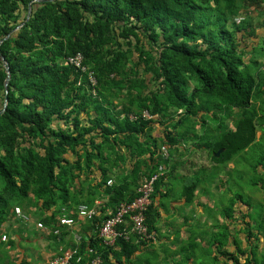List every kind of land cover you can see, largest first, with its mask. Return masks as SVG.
<instances>
[{"label": "trees", "instance_id": "trees-1", "mask_svg": "<svg viewBox=\"0 0 264 264\" xmlns=\"http://www.w3.org/2000/svg\"><path fill=\"white\" fill-rule=\"evenodd\" d=\"M35 1L0 0V246L13 245L2 240L7 224L23 222L16 207L56 228L63 208L100 200L89 221L97 234L73 247L70 264H153L137 258L144 245L133 238L106 246L98 232L162 168L150 231L165 188L188 203L196 192L211 201L232 194L202 233L210 249L198 255L192 240L176 264H264V202L250 196L264 192V0ZM78 53L95 85L67 62Z\"/></svg>", "mask_w": 264, "mask_h": 264}, {"label": "rangeland", "instance_id": "rangeland-1", "mask_svg": "<svg viewBox=\"0 0 264 264\" xmlns=\"http://www.w3.org/2000/svg\"><path fill=\"white\" fill-rule=\"evenodd\" d=\"M259 13V12H258ZM259 18L261 20H264V11H261ZM258 19V20H260ZM261 34H264V30L261 31ZM258 41V40H257ZM257 41L255 42V44L257 43ZM261 40H259L260 42ZM258 42V44H259ZM257 44V45H258ZM11 80V79H10ZM10 83V81H9ZM9 86V85H8ZM264 99V96H263ZM260 110L258 109V104L254 105L253 109H252V114H253V118L255 119V122L260 124L262 123V118L260 117ZM226 124L223 125V127L225 128ZM258 139L260 137L263 136L262 132H258ZM259 152H253L254 156L253 158L258 155ZM237 163V160H236ZM250 163L246 162V161H239L238 160V167H240L241 165H245V167H247ZM234 166H236L234 163H229L228 165V169L233 168ZM262 172H264V169H262ZM226 173V172H225ZM224 176V173H222L221 177ZM221 181L220 179H218V181L216 182L215 186L219 187V189L221 188ZM209 185H207L208 187ZM225 188V187H223ZM210 191H213L214 188L210 187ZM223 191V192H222ZM224 189L221 190L220 192L216 193L218 194L216 199H214V201L211 202L210 206L212 209L211 213L210 212H206V208H203V213L199 214V211L201 210L199 204L194 203V213L196 215V217L192 218L193 224H195V226L192 225V229L191 227H186L184 228V231L187 230L186 233V238H183V242L179 244V246L177 247V250H179L178 252L181 254L182 259H183V253L180 252V249L182 247V245H187L189 246V244L191 243V241H195L197 244V254L200 255V252L202 250L208 251V249H210L209 246V242L208 240V236H203V232H210V228L213 224H218L219 219L222 218L220 212L222 207H224L223 205H226L230 200H231V196L232 194H226L223 197H221V195L224 193ZM252 200L255 199L256 201H263L264 202V192L263 191H258V192H254L250 194ZM198 199L200 201V203H207L208 200L210 199H206L205 197H203L202 195L198 196ZM236 206V209H244V211L248 210L247 206H242L239 203ZM252 208V207H251ZM180 210V213L184 215V210H181L180 208H178ZM32 219L29 223H23V222H19L17 219L12 220L10 223L7 224V233L4 234L7 236V239L4 242L7 241H13V245L10 246H0V264H22L23 261H27L28 263L31 264H46L51 258H53L54 256L57 255L58 250L56 248V244L54 243L52 236H50L44 229L43 230H38L37 229V219H38V214L36 213V210H34L32 208ZM190 214V213H189ZM186 216V214H185ZM190 217V215H189ZM221 217V218H220ZM216 218V221H215ZM222 220H220L221 223ZM185 221L182 222V225L184 226ZM216 224V225H217ZM173 225L175 226L176 224L173 223ZM182 225L180 224V227H182ZM186 225V224H185ZM188 225V224H187ZM12 228V229H11ZM239 229H241L240 226H231V234H234L236 231H238ZM191 231V232H190ZM215 231H220L219 229H215ZM181 234V232H179ZM193 233V234H191ZM209 235V234H208ZM244 233H240V235L238 236V238L244 242ZM180 237H182L180 235ZM254 241V240H253ZM262 241V240H261ZM247 245V244H245ZM261 248H263L262 243L260 244ZM175 245L171 244L168 245V248L170 247H174ZM196 246V245H195ZM200 247V248H199ZM230 249V248H229ZM234 250V248L230 249V252ZM176 259V258H175ZM180 256H178V258L176 260H179ZM224 258L220 257L218 260V264H224ZM165 262V263H164ZM164 264H167L168 262L164 260Z\"/></svg>", "mask_w": 264, "mask_h": 264}, {"label": "built area", "instance_id": "built-area-1", "mask_svg": "<svg viewBox=\"0 0 264 264\" xmlns=\"http://www.w3.org/2000/svg\"><path fill=\"white\" fill-rule=\"evenodd\" d=\"M67 62L74 66L76 69L83 73H87L90 82L95 85L96 80L93 77L92 72L89 71L88 67L84 65V57L78 53L74 56L67 58ZM145 118H150V115L145 112L143 115ZM135 120L134 116L130 117ZM164 176L163 169L160 168L159 172L155 173L151 177H144L141 180L138 188L137 197L128 203H122L118 206L112 216L102 222L98 237L102 240V243L106 246H113L118 239H124L130 241L132 236L136 237L138 243H155L157 241L156 232L150 231L147 224V213L149 208L154 202L155 185L157 181ZM111 182H109V185ZM63 216L59 218V228L63 226H73L75 220L72 217L75 215L79 219L93 221L99 213L98 204L96 206H89L86 204L79 205L75 210H68L67 208L62 209ZM16 218L20 219L24 223L30 222V217L22 212V209L16 207L14 209ZM125 224H129V229H121ZM38 229H44L42 223H37ZM56 234L60 233V230H55ZM7 236L4 235L2 240H6ZM78 253L77 249H69L62 252L59 256L49 260L46 264H70V261ZM92 264H101L100 258H96L92 261Z\"/></svg>", "mask_w": 264, "mask_h": 264}, {"label": "crops", "instance_id": "crops-1", "mask_svg": "<svg viewBox=\"0 0 264 264\" xmlns=\"http://www.w3.org/2000/svg\"><path fill=\"white\" fill-rule=\"evenodd\" d=\"M165 189L162 190L163 196H157L155 198L156 205L157 206L162 205L159 209L160 218L156 225L157 241L155 243H138L136 241V237L132 236L136 244L144 245L141 246L140 251L137 252L136 254L137 258H141L144 261L148 259L153 264H164L165 263L164 260L168 262L167 264H176L177 261L176 259L178 258V256H180L177 247L179 246L180 243L183 242L182 241L183 238H186L187 230L184 231V228L190 226L192 229V225L195 226V224H193V221L191 219V217L192 218L196 217L194 213L195 210L194 203L199 204L201 208L199 214L203 213V208L201 207L202 203H200L198 199V196H200L199 192H196V197L194 198L193 202L188 203L181 196V194L177 192L178 188H176L175 191L174 190L171 191L170 187ZM211 202H212L211 200H208L207 202L208 206H210ZM97 204H98V208H100L102 201L97 200L95 205L93 206H96ZM178 208L184 210V215L180 213V210ZM111 213L112 211H108L105 215L109 216ZM74 220H75V224L71 227L63 226L59 228V225L56 228L44 227V230L50 236H52L53 238L52 241H54V243L57 245L56 248L58 250V253L53 258L59 256L62 252L67 251L69 249H78L77 247L76 248L73 247H75V245H78L80 241L82 242V240L84 242H88L90 237H93L94 235L97 234L96 230L91 227L92 224L89 221L79 218H76ZM38 221L39 220L37 219L36 222ZM183 221H185L186 224V225L184 224V226L182 225ZM173 223H175L176 225L174 226ZM180 224L182 225V227H180ZM126 226L127 225H125L124 229L130 228V225L127 226L129 228H127ZM57 229L60 230L59 234L55 233V230ZM179 232H181V234ZM180 235L182 237H180ZM170 243L175 246L168 248V245H170ZM183 246L185 245H182V247ZM189 246L188 244L186 245V247Z\"/></svg>", "mask_w": 264, "mask_h": 264}, {"label": "water", "instance_id": "water-1", "mask_svg": "<svg viewBox=\"0 0 264 264\" xmlns=\"http://www.w3.org/2000/svg\"><path fill=\"white\" fill-rule=\"evenodd\" d=\"M48 0H36L35 2L36 3H45V2H47ZM50 1H54V0H50ZM31 12H32V6H31V4L29 5V11H28V16H27V19H26V22L30 19V17H31ZM24 24L25 23H23L22 25H20L16 30H19L22 26H24ZM10 36V35H9ZM8 36V37H9ZM7 37V38H8ZM2 60H3V64H4V67H5V69H6V73H7V78H6V80H5V88H6V90H8V85H9V81H10V79H11V72H10V66H9V64L4 60V58H2ZM6 105H7V96H6V98H5V107H6ZM220 153H221V151H219L217 154H216V156L218 157L219 155H220Z\"/></svg>", "mask_w": 264, "mask_h": 264}]
</instances>
